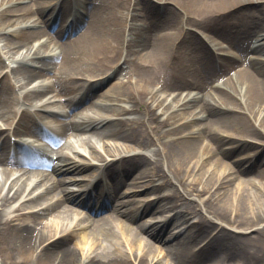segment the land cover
I'll return each instance as SVG.
<instances>
[{
	"label": "bare ground",
	"instance_id": "obj_1",
	"mask_svg": "<svg viewBox=\"0 0 264 264\" xmlns=\"http://www.w3.org/2000/svg\"><path fill=\"white\" fill-rule=\"evenodd\" d=\"M0 43V264L264 260V0H0Z\"/></svg>",
	"mask_w": 264,
	"mask_h": 264
},
{
	"label": "rangeland",
	"instance_id": "obj_2",
	"mask_svg": "<svg viewBox=\"0 0 264 264\" xmlns=\"http://www.w3.org/2000/svg\"><path fill=\"white\" fill-rule=\"evenodd\" d=\"M151 1V0H150ZM152 2H153V0H152ZM260 2H258L257 1V3H252V4H250V5H248V6H250L249 8H252V9H258L259 8V4ZM161 7H167V6H163V5H158V4H156V5H154V6H152V7H150L148 10H146L145 11V14H146V16L145 17H139L138 18V20L139 21H137V22H140V23H145V22H147V21H152V20H154V19H156L159 15H161L160 13L161 12H164L165 10L164 9H158V8H161ZM45 14H46V18H47V14H48V12L46 11L45 12ZM16 16H14V15H6V18H15ZM145 19H148L147 21H145ZM47 22V21H46ZM54 23L55 24H53L52 26L53 27H55V28H57V24H56V21H54ZM233 25L234 24H229V25H227V26H224V27H222V33H223V35H228L229 36V32H231V30H233L235 27H233ZM52 27V28H53ZM133 32V35L135 34V32L134 31H132ZM7 38H13V37H11V35L9 36V34H7V35H5ZM231 36H233L232 34H231ZM65 38V37H64ZM0 45H1V43H0ZM221 46H222V50H216V55L217 54H219V51H223V52H229V53H231V54H236V51L235 50H231L229 47H228V45L227 44H224L223 42H221ZM8 66H9V68L10 67H12L13 66V68L15 67V63L14 62H8ZM115 78L116 77H113L112 78V80L110 81V82H113L114 80H115ZM107 84H106V82H104L102 85H100L101 87H100V89L98 90V92H101L102 90H104L107 86H106ZM29 88V87H28ZM99 88V87H98ZM97 88V89H98ZM26 89H27V86H26ZM96 89V90H97ZM59 102H61V100L59 101ZM83 104V103H82ZM81 104V106H78V107H76V109L77 108H80V107H82L83 105H85L86 103H84L83 105ZM59 109V108H58ZM66 109V108H65ZM65 109L63 108L62 110H64L65 111ZM75 110V109H74ZM12 138H15V137H12ZM16 139V138H15ZM239 155H241V154H239ZM239 155H237V154H234V155H232V156H230V157H226V162L227 163H229V164H231V165H233L232 164V162H233V160H235ZM126 168V166L124 165L123 166V169H125ZM140 168H142V166L141 167H139V168H137V169H135V170H133V171H131V173H129L127 176H126V180L129 178V177H131L132 175H134V173L136 172V171H138ZM130 172V171H129ZM170 190V188H167V187H162V186H160V189H159V191L158 192H152V193H158V194H165V193H168V191ZM204 195V194H203ZM158 196H161V195H158ZM155 197V196H154ZM151 214L149 213L148 215H146V216H150ZM192 219H195V218H192ZM192 221H194V220H191V222ZM165 257V248H164V250L161 248V246H160V250H158V258H160V259H163ZM235 264H240V262H238V261H236V263ZM259 264H264V260L263 261H260L259 262Z\"/></svg>",
	"mask_w": 264,
	"mask_h": 264
}]
</instances>
